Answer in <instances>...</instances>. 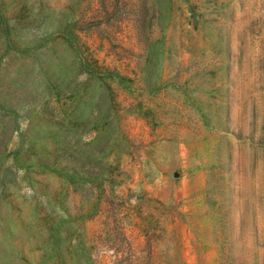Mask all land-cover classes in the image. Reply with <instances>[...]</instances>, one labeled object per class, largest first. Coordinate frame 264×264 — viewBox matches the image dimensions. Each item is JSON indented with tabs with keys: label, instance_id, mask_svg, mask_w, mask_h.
<instances>
[{
	"label": "rangeland",
	"instance_id": "374dc122",
	"mask_svg": "<svg viewBox=\"0 0 264 264\" xmlns=\"http://www.w3.org/2000/svg\"><path fill=\"white\" fill-rule=\"evenodd\" d=\"M0 264H264V0H0Z\"/></svg>",
	"mask_w": 264,
	"mask_h": 264
}]
</instances>
